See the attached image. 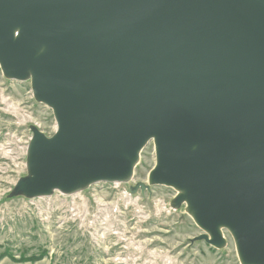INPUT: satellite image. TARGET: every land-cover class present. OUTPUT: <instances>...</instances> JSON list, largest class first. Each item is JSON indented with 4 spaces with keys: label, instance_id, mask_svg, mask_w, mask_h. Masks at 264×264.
Here are the masks:
<instances>
[{
    "label": "water",
    "instance_id": "95a60500",
    "mask_svg": "<svg viewBox=\"0 0 264 264\" xmlns=\"http://www.w3.org/2000/svg\"><path fill=\"white\" fill-rule=\"evenodd\" d=\"M0 68L57 123L12 197L123 181L153 141L129 194L183 191L205 243L264 264V0H0Z\"/></svg>",
    "mask_w": 264,
    "mask_h": 264
},
{
    "label": "rangeland",
    "instance_id": "374dc122",
    "mask_svg": "<svg viewBox=\"0 0 264 264\" xmlns=\"http://www.w3.org/2000/svg\"><path fill=\"white\" fill-rule=\"evenodd\" d=\"M34 131L55 135L52 110L35 100L30 79H8L0 68V256L50 264H241L226 231L224 247L205 243L175 189L154 184L129 194V187L147 184L156 165L153 141L141 150L129 184L12 197L29 176Z\"/></svg>",
    "mask_w": 264,
    "mask_h": 264
},
{
    "label": "bare ground",
    "instance_id": "6f19581e",
    "mask_svg": "<svg viewBox=\"0 0 264 264\" xmlns=\"http://www.w3.org/2000/svg\"><path fill=\"white\" fill-rule=\"evenodd\" d=\"M141 152V151H140ZM140 152L138 153V155H137V158L132 162V175L129 177V178H126V179H124L123 181H115V183L116 184H124V185H126V184H129V183H131V181H132V176H133V172H134V170H135V168H136V166H137V164L139 163V157H140ZM27 166H29V162L27 163ZM150 182V179H149V176H148V180H147V184ZM170 188H172V187H170ZM177 191V190H176ZM179 192V191H178ZM180 194H183V191H181L180 190V192H179V195ZM185 203L187 204V206L189 205L188 204V202H186L185 201ZM190 216H191V219L193 220V222L195 223V225H196V222H195V218H194V213H193V211H190ZM197 226V225H196ZM198 227V226H197ZM222 231H226L227 233H229L230 234V236L232 237V233L230 232V230H228V228H225V227H220L219 228V232H220V234L222 235V236H224L223 235V233H222ZM205 234H206V236H208V234H207V232L205 231L204 232ZM209 237V236H208ZM233 238V237H232ZM223 239H224V237H223ZM224 242H225V239H224ZM234 244H235V242H234ZM225 245L223 244L221 247H219V248H222V247H224ZM237 250V249H236ZM237 252V251H236ZM237 256H238V254H237ZM238 259L240 260V258H239V256H238ZM240 263H241V260H240ZM242 264V263H241Z\"/></svg>",
    "mask_w": 264,
    "mask_h": 264
},
{
    "label": "crops",
    "instance_id": "0c3cea01",
    "mask_svg": "<svg viewBox=\"0 0 264 264\" xmlns=\"http://www.w3.org/2000/svg\"><path fill=\"white\" fill-rule=\"evenodd\" d=\"M0 264H50L49 262H47L46 260H40L38 262H34V263H31V262H14L8 258H4L0 261Z\"/></svg>",
    "mask_w": 264,
    "mask_h": 264
},
{
    "label": "trees",
    "instance_id": "16d2710c",
    "mask_svg": "<svg viewBox=\"0 0 264 264\" xmlns=\"http://www.w3.org/2000/svg\"><path fill=\"white\" fill-rule=\"evenodd\" d=\"M4 258H8V257H6V256H0V261L2 260V259H4ZM9 259V258H8ZM10 260H12V261H14V262H21V263H23V262H31V263H34V262H38V261H40V260H42V258H38V259H33V260H15V259H10Z\"/></svg>",
    "mask_w": 264,
    "mask_h": 264
}]
</instances>
